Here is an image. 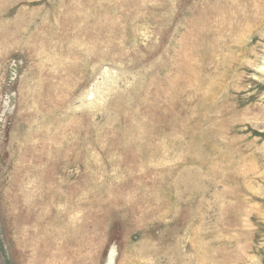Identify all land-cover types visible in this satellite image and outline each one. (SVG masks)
Returning a JSON list of instances; mask_svg holds the SVG:
<instances>
[{
	"label": "rangeland",
	"instance_id": "obj_1",
	"mask_svg": "<svg viewBox=\"0 0 264 264\" xmlns=\"http://www.w3.org/2000/svg\"><path fill=\"white\" fill-rule=\"evenodd\" d=\"M262 66L264 0H0V264H264Z\"/></svg>",
	"mask_w": 264,
	"mask_h": 264
},
{
	"label": "bare ground",
	"instance_id": "obj_2",
	"mask_svg": "<svg viewBox=\"0 0 264 264\" xmlns=\"http://www.w3.org/2000/svg\"><path fill=\"white\" fill-rule=\"evenodd\" d=\"M201 1H202V0H201ZM208 1H209V0H208ZM210 1H211V0H210ZM194 3H195V2H194ZM201 4H202V3H201ZM232 4H233V2H232ZM199 5H200V4H199ZM208 5H209V4H208ZM193 6H194V4H193ZM196 6H197V5H196ZM203 6H204V5H203ZM217 6H218V3H217ZM232 6H234V5H232ZM205 7H206V6H205ZM203 8H204V7H203ZM203 8H202V9H203ZM193 9H194V8H193ZM193 9H192V10H193ZM199 9H200V8H199ZM208 9L210 10V8H208ZM217 9H218V8H217ZM217 9H216V10H217ZM223 9H224V7H223ZM225 9H226V8H225ZM228 9H229V7H228ZM192 10H191V11H192ZM209 10H208V11H209ZM206 11H207V10H206ZM221 11H222V13H223L224 10H221ZM200 12H202V11H200ZM210 12H211V11H210ZM212 12H213V11H212ZM225 12H226V11H225ZM197 13H198V12H197ZM207 13H208V12H207ZM222 13H221V14H222ZM193 14H194V13H193ZM193 14H192V15H193ZM198 14H199V13H198ZM213 14L215 15V13H213ZM216 14H217V13H216ZM207 15L209 16L210 14L208 13ZM195 16H196V15H195ZM201 16L205 17L204 14L201 15ZM208 16H207V17H208ZM219 16H220V15H219ZM216 17H217V16H216ZM199 18H201L200 15H199ZM201 19H202V18H201ZM203 20H204V19H203ZM212 20H213V19H212ZM212 20H211V22H212ZM261 20H262V19H261ZM199 21L201 22V20H199ZM205 21H207L206 18H205ZM209 23H210V22H209ZM217 23H218V21H217ZM196 24H197V23H196ZM200 24H201V23H200ZM206 24H208V23H206ZM192 26H193V25H192ZM195 26H196V25H195ZM195 26H194V27H195ZM203 26H204V25H203ZM218 26H219V24H218ZM195 29H196V28H195ZM198 29H199V27H198ZM204 29H205V28H204ZM193 30H194V29H193ZM196 30H197V29H196ZM201 30H203L202 27H201ZM198 31H199V30H198ZM196 32H197V31H196ZM196 32H195V33H196ZM200 35L203 36V34H200ZM195 36H196V35H195ZM202 36H201V37H202ZM210 36H212V35H210ZM197 37H199V36L197 35ZM193 38H194V37H193ZM192 40H193V39H192ZM199 40H200V39H199ZM214 40H215V39H214ZM214 40H213V41H214ZM216 40H217V39H216ZM206 41H207V40H206ZM208 41H209V40H208ZM213 41H212V42H213ZM217 41H218V40H217ZM217 41H216V43H218ZM193 42H194V41H193ZM202 43H203V42H202ZM207 44H209V43H207ZM217 45H218V44H217ZM196 47H197V46H196ZM198 47H199V45H198ZM205 47H206V46H205ZM216 47H218V46H216ZM194 48H195V47H194ZM196 49H197V48H196ZM198 49H199V48H198ZM200 49H201V48H200ZM261 70L264 71V67H263V66L261 67Z\"/></svg>",
	"mask_w": 264,
	"mask_h": 264
}]
</instances>
